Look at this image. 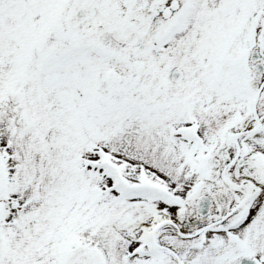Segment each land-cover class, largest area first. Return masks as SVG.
<instances>
[{"label": "snow or ice", "instance_id": "snow-or-ice-1", "mask_svg": "<svg viewBox=\"0 0 264 264\" xmlns=\"http://www.w3.org/2000/svg\"><path fill=\"white\" fill-rule=\"evenodd\" d=\"M0 264H264V0H0Z\"/></svg>", "mask_w": 264, "mask_h": 264}]
</instances>
